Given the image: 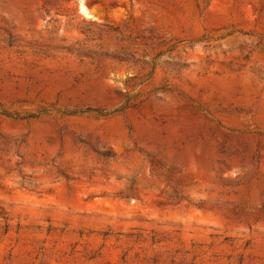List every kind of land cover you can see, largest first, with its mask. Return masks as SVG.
<instances>
[{
	"label": "rangeland",
	"instance_id": "374dc122",
	"mask_svg": "<svg viewBox=\"0 0 264 264\" xmlns=\"http://www.w3.org/2000/svg\"><path fill=\"white\" fill-rule=\"evenodd\" d=\"M0 264H264V0H0Z\"/></svg>",
	"mask_w": 264,
	"mask_h": 264
},
{
	"label": "bare ground",
	"instance_id": "6f19581e",
	"mask_svg": "<svg viewBox=\"0 0 264 264\" xmlns=\"http://www.w3.org/2000/svg\"><path fill=\"white\" fill-rule=\"evenodd\" d=\"M83 9L85 10V7L83 6Z\"/></svg>",
	"mask_w": 264,
	"mask_h": 264
}]
</instances>
